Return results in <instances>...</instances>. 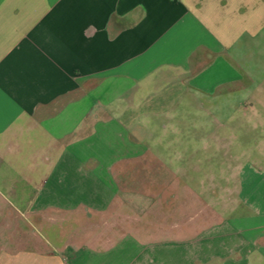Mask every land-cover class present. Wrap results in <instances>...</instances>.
Segmentation results:
<instances>
[{"label":"crops","instance_id":"crops-1","mask_svg":"<svg viewBox=\"0 0 264 264\" xmlns=\"http://www.w3.org/2000/svg\"><path fill=\"white\" fill-rule=\"evenodd\" d=\"M263 38L264 0H0V264H264V160L195 189L165 138Z\"/></svg>","mask_w":264,"mask_h":264},{"label":"rangeland","instance_id":"rangeland-1","mask_svg":"<svg viewBox=\"0 0 264 264\" xmlns=\"http://www.w3.org/2000/svg\"><path fill=\"white\" fill-rule=\"evenodd\" d=\"M248 44H254V47H246L245 43V47L239 51L237 63H233L239 76L238 82L230 78L228 69L220 74L227 76V80L231 81L222 84L218 89V98L206 95L200 99L198 105H174L175 109L184 112V115H174L176 120L169 122L174 132L169 130L165 138L168 142L179 143L177 147H181L182 139L183 145L205 147V150L199 153L206 156L205 161L196 163L194 170L189 174L191 185L195 189L201 186L210 187L215 160L216 163L217 160L223 163L233 162L232 157L235 156L242 160H264V153L259 148L260 135L264 131V38L248 41ZM218 75L219 72L216 76ZM197 106H200V110ZM160 107L171 108L172 104H162ZM153 140L154 138L148 139L147 142L152 143ZM246 148H250V151L247 152ZM175 171L178 172L179 169L175 168ZM177 176L182 178V173L179 171ZM176 187L180 188V185H175Z\"/></svg>","mask_w":264,"mask_h":264}]
</instances>
